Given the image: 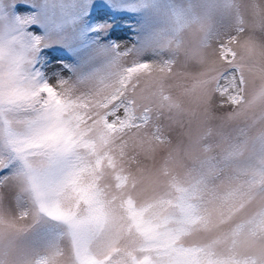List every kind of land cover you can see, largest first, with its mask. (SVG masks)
Here are the masks:
<instances>
[{
	"label": "clouds",
	"instance_id": "obj_1",
	"mask_svg": "<svg viewBox=\"0 0 264 264\" xmlns=\"http://www.w3.org/2000/svg\"><path fill=\"white\" fill-rule=\"evenodd\" d=\"M233 4L232 18L226 24L196 23L182 33L181 47L173 49L177 66L194 68L183 76L178 71L162 72L153 65L151 77L137 73L126 88L117 79L94 89L83 99L84 107L64 106L55 100L45 107L41 100L47 99L46 92L39 99L15 101L0 92V102L29 109L22 115L7 114L8 134L21 145L36 205L13 215L7 231L0 227V243L9 233L23 236L35 212L59 207L71 215L69 221L61 223L75 246L58 250L48 264H80L84 255L100 264L111 257L109 264H116L145 241L129 217V200L144 213L146 221L164 232L175 227L180 217L182 190L206 176L203 162L215 160L217 166L221 165L228 144L218 137L220 129L235 132L248 128L249 144L242 161L253 155L255 137L264 134V0H233ZM223 44L232 49L234 57L224 58ZM137 63L124 57L121 70ZM19 70L26 72L28 65L23 64ZM7 71V66L0 65V73ZM237 71L244 80L240 93L243 99L231 104L220 94L218 85ZM30 86L28 82L22 85ZM49 86L63 96L61 87ZM160 88L173 98L175 109L162 102ZM129 102L137 116L150 110L181 128L182 122L189 127L164 144H158L147 129L120 131L118 124L115 130L110 129L107 125L125 118L119 105ZM209 129L214 133L207 141L212 151L204 153L200 138ZM32 176L39 177V193L33 189ZM232 176L233 171L227 169L208 178V190L201 193L203 218L192 225L182 243L195 247L216 242L215 251L220 256L234 251L241 257L264 259V229L255 238L247 230L250 222L264 212V197L242 204L225 202L224 196L235 186ZM73 180L88 189L85 199L73 191ZM241 226L244 229L238 231ZM82 235L88 239L87 252L78 243Z\"/></svg>",
	"mask_w": 264,
	"mask_h": 264
},
{
	"label": "rangeland",
	"instance_id": "obj_2",
	"mask_svg": "<svg viewBox=\"0 0 264 264\" xmlns=\"http://www.w3.org/2000/svg\"><path fill=\"white\" fill-rule=\"evenodd\" d=\"M98 3L107 5L110 12L107 19L96 18L94 9ZM232 3L233 0H0V40L15 39L16 50L28 55L36 65L31 71L39 76V83L65 84L61 87L63 92L67 88L72 95L79 92L76 97L85 99L99 86L119 81L126 74L128 77L127 70H121L124 57L149 67L133 73L130 80L126 77L123 83L119 81L122 88H126L137 73L151 77L153 65L162 72L178 71L182 76L193 71L191 65L177 66L173 49L181 47L182 33L196 23L226 24L232 18ZM17 7L27 11L17 12ZM117 24L125 30L119 40L112 36ZM37 41H42L39 48L35 46ZM53 49L62 50L56 54L64 59L48 63L49 57L40 54ZM169 60L171 64L166 63ZM158 94L170 110L176 108L167 91L160 88ZM124 105L119 107L123 109ZM128 106L133 110L131 104ZM134 115L133 123L139 126L128 129H147L158 144L177 137L189 127L187 122H182L181 128L150 110L139 116L134 112ZM8 122V115L0 117V227L6 231L13 215L36 206L27 166L12 150ZM213 134L209 129L200 138L204 153L212 151L207 141ZM217 135L228 144L222 160L238 145L240 153L235 159L242 161L250 130L242 128L233 132L222 128ZM262 140L264 134H257L253 151L259 152ZM214 165H217L215 160H206L201 167L207 175ZM257 197L264 196L257 193ZM74 246L75 241L64 224L37 211L23 236L9 233L6 241L0 243V264H38L50 260L62 248L74 249Z\"/></svg>",
	"mask_w": 264,
	"mask_h": 264
},
{
	"label": "snow or ice",
	"instance_id": "obj_3",
	"mask_svg": "<svg viewBox=\"0 0 264 264\" xmlns=\"http://www.w3.org/2000/svg\"><path fill=\"white\" fill-rule=\"evenodd\" d=\"M234 4L232 3V8ZM17 12L27 11L24 7H17ZM95 15L97 19L104 20L110 15L107 5L98 3L95 6ZM237 19L239 20L238 8ZM29 28L31 25H27ZM242 30V29H241ZM36 30L33 29V32ZM125 30L120 29L117 24L112 29V36L117 40L122 39V33ZM42 41L36 42V47H41ZM179 46V42L177 43ZM221 52L224 54V58L234 57L235 53L232 52L230 47L226 44L220 46ZM62 51L60 49H53L52 51L42 52L40 54L49 57L48 63H52L57 60L64 59L63 56L56 53ZM28 65V70L22 72L19 69L23 64ZM166 63L171 64L169 60ZM0 65L7 66L8 71L0 73V92L6 93V99L10 101L28 99L29 97L40 98V94L46 92L48 94L46 100H41V103L47 107L54 100L64 106H80L84 107L82 103L83 97L77 98L72 95L70 89L65 88L63 96L56 93L52 87L49 86L47 81L39 83V76H34L31 69H35L36 65L32 64L28 55L16 50L15 39L8 41L0 40ZM149 67L148 64H140L133 68L127 69L128 77L131 79L132 74ZM28 82L31 86L24 88L22 85ZM65 84H57L58 87H63ZM244 80L236 73H231L223 78V83L218 85L219 92L222 96H225L229 103H239L243 97L240 93L243 90ZM129 102L128 105H130ZM124 105L123 111L125 114L124 119L117 118V121L113 124L107 125L110 129L115 130L117 124L120 131L131 127H138V124H134L136 119L134 111L128 106ZM223 107V105H222ZM29 111L27 106H21L15 103H3L0 102V117H4L9 112H15L17 115H21ZM147 119V117H144ZM9 138L11 147L14 153L23 159V153L21 151L20 143L12 137L9 132ZM240 153V146H235L223 159L220 166L214 165L210 168L209 173L205 176H200L189 188L182 190L180 203V217L175 221V227L169 228L164 232H161L157 225L148 222L144 218L142 211H137L129 200L127 203L129 209V217L133 222V225L144 235V243L124 255V258L118 260L116 264H264V259H260L256 256H238L234 251H231L227 256H220L215 251L216 242H211L203 246L185 247L182 243L183 238L189 234L192 225L202 220L201 207L202 196L201 193L208 190V178L216 177L219 172L225 169H231L233 171L232 180L235 186L224 196V201L230 204H242L245 200H251L256 197V194L264 196V140L261 141L259 152L253 151V155L249 157L247 161H237L235 157ZM33 189L37 193L40 191V180L37 176H32ZM73 191L85 199L88 189L79 185L78 180L71 181ZM41 214L50 216L52 219L59 222H67L71 219V215L59 207L51 210L41 209ZM244 226H241V231ZM264 229V212H261L257 217L250 222L248 226L249 234L255 238L259 235L260 231ZM78 243L82 249L87 252L88 239L86 235L79 237ZM236 241L233 240V249L235 248ZM111 257L104 262L109 264ZM38 264H48V261L38 262ZM80 264H100L94 258L84 255L80 261Z\"/></svg>",
	"mask_w": 264,
	"mask_h": 264
},
{
	"label": "trees",
	"instance_id": "obj_4",
	"mask_svg": "<svg viewBox=\"0 0 264 264\" xmlns=\"http://www.w3.org/2000/svg\"><path fill=\"white\" fill-rule=\"evenodd\" d=\"M136 66H137V64H136ZM126 77H127V74L120 77V79H119L120 83H123V81L125 80Z\"/></svg>",
	"mask_w": 264,
	"mask_h": 264
}]
</instances>
